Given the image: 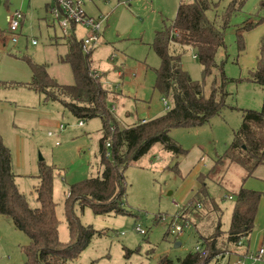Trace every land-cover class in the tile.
Masks as SVG:
<instances>
[{
    "label": "rangeland",
    "instance_id": "obj_1",
    "mask_svg": "<svg viewBox=\"0 0 264 264\" xmlns=\"http://www.w3.org/2000/svg\"><path fill=\"white\" fill-rule=\"evenodd\" d=\"M126 1L102 0L96 2L97 6L89 3L84 6L89 15L105 18L101 31L103 43L91 58L93 66L106 75L103 85L119 94L112 95L116 99L110 106L116 108L113 114L121 127L166 113L163 97L154 89L155 70L159 69L161 61L152 43L157 32L171 25L180 3L189 0H131L125 4ZM232 1L215 0L218 6L208 17L222 20ZM53 2L0 0V136L12 153L19 188L30 205L38 206L35 189L40 182L37 178L40 163L55 169L54 201L60 239L67 242L70 238L65 218L68 189L101 175L99 147L103 125L100 118H95L83 121L84 127H80L81 121L60 103H47L43 95L26 87L33 76L28 59L36 64H47L49 74L60 84H75L71 67L60 61L68 47L59 24L47 11V5ZM16 11L25 15L17 44L12 42L8 23L9 16ZM228 23L226 50L218 52L217 63L226 62L230 108L206 125L170 132L171 138L186 151L184 155L174 157L157 144L124 171L126 215H96L90 208L81 209L76 205L75 213L81 223L102 231L103 235L94 237L81 256L67 264H159L165 257L178 262L195 252V248L203 244V238L212 235L214 216L199 225L191 222L193 227L185 229L181 235L169 233V228L193 191L200 187L198 176L208 171L207 162L214 163L232 143L243 121L242 110L261 111L263 108L264 87L251 82L250 78L256 73L262 54L264 56V0H244L242 7L230 15ZM219 24L222 26V22ZM249 24L255 27L243 30ZM83 33L80 29L78 37ZM238 34L244 40L242 51ZM33 41L37 44L33 45ZM178 52L182 54L183 68L193 80L203 83V67L196 51L185 47ZM60 124L65 125V130L50 136L51 132L59 131ZM177 164L179 174L174 171ZM245 178L246 172L241 167L232 166L221 186L209 183V191L224 212L223 232L230 229L234 203L229 196L233 192L245 187L263 194L254 232L243 240V250L250 256L264 248V165L259 166L252 177ZM137 226L146 231V235L138 233ZM28 245L27 235L10 219L0 216V264H26L24 247ZM239 260L253 264L249 258L236 255L227 259L220 257L212 264H235Z\"/></svg>",
    "mask_w": 264,
    "mask_h": 264
},
{
    "label": "trees",
    "instance_id": "obj_2",
    "mask_svg": "<svg viewBox=\"0 0 264 264\" xmlns=\"http://www.w3.org/2000/svg\"><path fill=\"white\" fill-rule=\"evenodd\" d=\"M243 3L244 0H233L222 20L208 17V13L218 6L215 0L180 3L171 25L157 32L152 43L161 61L159 69L155 70L154 89L170 101L172 108L145 124L140 122L120 126L110 106L116 99L112 95L119 94L107 90L103 85L104 75L94 77L93 60L91 56L83 54L82 41L75 33L66 39L68 52L60 57L62 63L71 67L75 84H60L49 74L47 64H36L28 59L33 76L26 87L43 95L46 102L60 103L80 121L101 119L103 137L99 157L103 171L99 177L88 178L68 189L65 218L70 238L62 242L57 204L54 201L55 169L40 163L37 176L40 182L35 189L38 206L32 207L19 189L12 153L0 136V216L10 219L29 238V245L24 247L26 264H67L77 260L93 238L103 235V232L83 225L75 213L76 205L81 209L90 208L96 215H126L128 211L123 201L126 195L124 171L140 161L157 144L174 157L184 155L186 151L171 138L170 132L177 128L201 127L230 108L227 103L231 96L227 91L230 81L224 69L226 62L218 64L217 55L221 49L226 50L225 30L229 17ZM218 21L222 22V26ZM254 27L249 24L243 30ZM243 41L242 35L238 34L240 51L245 48ZM185 47L196 51V57L203 67V83L193 80L183 68L182 54L178 50ZM250 81L264 87L263 54ZM242 112L243 121L234 133L232 143L223 155L215 159L206 173L198 176L200 187L193 191L177 215L182 224H189L188 229L193 227L192 223L194 226L199 225L214 216V232L202 239L203 244L199 245L202 252H191L178 262L165 257L159 264H212L220 257L224 259L227 253L236 255L239 242L248 239L254 232L262 193L245 187L233 192L229 196L234 203L230 229L223 232L224 212L209 191V183L221 186L232 166L241 167L246 172L247 180L259 166L264 165V104L261 111ZM109 139L111 147L108 149L106 143ZM108 153L110 157H107ZM174 171L179 174L178 164ZM160 219L163 220V217ZM171 230L170 226L169 233Z\"/></svg>",
    "mask_w": 264,
    "mask_h": 264
},
{
    "label": "built area",
    "instance_id": "obj_3",
    "mask_svg": "<svg viewBox=\"0 0 264 264\" xmlns=\"http://www.w3.org/2000/svg\"><path fill=\"white\" fill-rule=\"evenodd\" d=\"M131 0H127L126 3H130ZM86 0H54L52 5H49L48 11L52 15L55 22H57L61 28L62 35L64 39H70L75 33V30L78 27H81L85 30V35L81 39L82 41V51L85 56H92V54L102 45L101 31H102V22L105 18L101 17L96 19L87 15L84 8ZM25 19V15L21 11L14 12L8 18L9 23V32L12 35V42L18 43L19 35L22 32V25ZM37 42L33 41V45H36ZM95 78L100 77L102 74L97 70L92 72ZM121 75V73H120ZM163 106L166 112L171 110V103L168 99L162 98ZM112 112H115L116 108L112 107ZM147 120H142L141 123H147ZM80 127L84 126V122L79 123ZM58 132H51L50 136L57 135L59 132L65 130V125L60 124L58 127ZM106 147L109 149L111 147V140L109 139L106 143ZM111 154L108 153L107 157H110ZM232 197H230V200ZM164 220V218H163ZM178 216L174 217L170 223L172 230L171 234L181 235L184 233L185 229L189 224H179ZM136 231L142 235H146L140 226L136 227ZM243 246V240L239 242L237 250ZM196 252H202V248L197 246L195 248ZM237 251L236 256L239 258L245 257L249 258L253 264L261 263L264 261V248H260L255 254L249 256V254H241ZM231 255L227 253L224 259L229 258ZM235 264H244L242 260L237 261Z\"/></svg>",
    "mask_w": 264,
    "mask_h": 264
},
{
    "label": "crops",
    "instance_id": "obj_4",
    "mask_svg": "<svg viewBox=\"0 0 264 264\" xmlns=\"http://www.w3.org/2000/svg\"><path fill=\"white\" fill-rule=\"evenodd\" d=\"M100 1H102V0H97V1H95V0H86V2H85V4H87V3H89L90 5H95V6H97L96 5V2H100ZM47 7H48V5H47ZM98 8V7H97ZM47 11H48V8H47ZM86 13H87V11H86ZM87 15L88 16H90V17H93V18H96V19H100L102 16L100 15L99 17H94V16H91V15H89L88 13H87ZM22 27H23V25H22ZM80 29H82L83 30V35L82 36H80V37H78V31L80 30ZM75 35H76V37L78 38V39H82L83 38V36L85 35V30L83 29V28H81V27H78L76 30H75ZM96 52V51H95ZM95 52L92 54V56L95 54ZM66 55V54H65ZM64 55V56H65ZM91 56V57H92ZM93 60V59H92ZM93 69L94 70H97L98 72H100V73H102V74H105V73H103L102 71H101V69L98 67H94L93 66ZM119 72H121V71H119ZM106 75H104V79H103V81L105 80V77ZM55 78V77H54ZM56 79V78H55ZM57 80V79H56ZM58 81V80H57ZM64 85V84H63ZM48 103V102H47ZM47 103H45L44 105L46 106V104ZM143 120H147V121H150L151 119H143ZM128 125H130V124H128ZM84 127V126H83ZM206 162V161H205ZM213 166V162H207V167L208 168H211ZM17 184H18V181H17ZM19 186V185H18ZM38 186V185H37ZM20 189V188H19ZM20 191H21V189H20ZM32 206V205H31ZM32 207H34V206H32ZM36 207V206H35ZM243 248H244V244H243V246L241 247V248H239V253H241V254H248V252L246 251V250H243ZM236 257H238V256H236ZM229 263V262H228Z\"/></svg>",
    "mask_w": 264,
    "mask_h": 264
},
{
    "label": "water",
    "instance_id": "obj_5",
    "mask_svg": "<svg viewBox=\"0 0 264 264\" xmlns=\"http://www.w3.org/2000/svg\"><path fill=\"white\" fill-rule=\"evenodd\" d=\"M180 246V243L177 244V247Z\"/></svg>",
    "mask_w": 264,
    "mask_h": 264
}]
</instances>
